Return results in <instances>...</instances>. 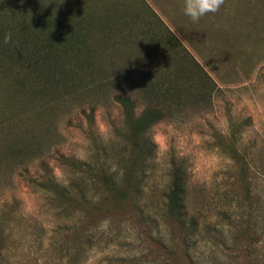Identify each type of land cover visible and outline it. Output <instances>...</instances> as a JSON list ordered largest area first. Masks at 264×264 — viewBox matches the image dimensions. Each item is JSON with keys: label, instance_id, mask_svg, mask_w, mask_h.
I'll return each instance as SVG.
<instances>
[{"label": "rangeland", "instance_id": "374dc122", "mask_svg": "<svg viewBox=\"0 0 264 264\" xmlns=\"http://www.w3.org/2000/svg\"><path fill=\"white\" fill-rule=\"evenodd\" d=\"M56 4L94 13L82 56L96 85L64 89L66 100L36 104L39 115L17 123L9 115L28 107L0 101V142L4 128L23 144L10 158L0 145L2 262L264 264V0H224L196 23L182 0ZM163 74L185 89L181 98L145 92ZM116 95L135 102V115L163 110L146 139L129 132ZM174 167L200 222L192 244L165 208ZM76 170L84 197L72 191L59 208L43 186L49 177L67 186Z\"/></svg>", "mask_w": 264, "mask_h": 264}, {"label": "trees", "instance_id": "16d2710c", "mask_svg": "<svg viewBox=\"0 0 264 264\" xmlns=\"http://www.w3.org/2000/svg\"><path fill=\"white\" fill-rule=\"evenodd\" d=\"M56 1L58 0H0V101L5 105L10 104L11 108L20 105L28 107L9 115L8 121L11 123L27 119L29 112H33V109L37 111L36 104L41 103L43 107L44 104L54 106L59 101L66 100L65 97L68 96L59 94L64 89L71 88L68 93L73 91L72 87L74 92L78 91L85 81L88 82L86 86L84 84L85 90H92L96 85L91 75V62L82 56L89 49L85 40V23L93 21L94 13L89 9L84 12L76 5L65 8L56 4ZM6 32L12 33V42L9 44L3 43ZM152 61L153 58H147V65ZM193 62L198 65L195 60ZM160 77L157 81L161 80V83L150 85L144 89L145 92L163 102L182 97L185 89L176 83L164 85L163 82L170 76L163 74ZM177 79L178 75L175 73L173 80ZM169 82H172V78ZM114 99L125 112L129 132L134 135L145 136L146 139L148 129L163 117V110L159 107H145L140 114L135 115L136 104L130 97L116 95ZM33 113L39 115L38 112ZM1 130L4 132V143L0 142L3 154L9 158L19 155L23 151L20 134L4 128ZM12 140L15 144L8 142ZM79 176H82L81 172L74 171L67 186L49 177L43 189L57 202L59 208L66 209L69 206L70 192H78L84 197V189L76 180ZM113 179L114 189H120L116 178ZM139 189L140 182L135 187L137 194ZM186 196L187 177L180 167H174L166 193L165 208L178 222L188 225L187 237L189 244H192L200 222L190 215ZM93 239V236L88 237V240ZM7 251L5 226L0 220V264H4L2 260Z\"/></svg>", "mask_w": 264, "mask_h": 264}, {"label": "clouds", "instance_id": "9594fccd", "mask_svg": "<svg viewBox=\"0 0 264 264\" xmlns=\"http://www.w3.org/2000/svg\"><path fill=\"white\" fill-rule=\"evenodd\" d=\"M223 2L224 0H182V11L193 23H196L205 15L219 11ZM11 42L12 33L6 32L3 43L9 44Z\"/></svg>", "mask_w": 264, "mask_h": 264}]
</instances>
